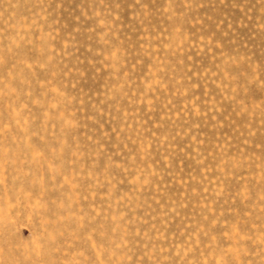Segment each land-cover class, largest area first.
<instances>
[{"label":"rangeland","instance_id":"1","mask_svg":"<svg viewBox=\"0 0 264 264\" xmlns=\"http://www.w3.org/2000/svg\"><path fill=\"white\" fill-rule=\"evenodd\" d=\"M0 264H264V0H0Z\"/></svg>","mask_w":264,"mask_h":264}]
</instances>
